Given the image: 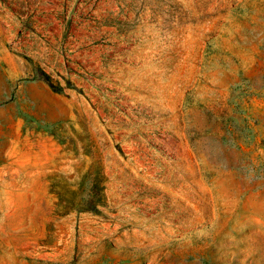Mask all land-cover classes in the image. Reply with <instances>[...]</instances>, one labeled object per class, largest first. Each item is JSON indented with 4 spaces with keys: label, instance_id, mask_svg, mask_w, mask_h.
<instances>
[{
    "label": "rangeland",
    "instance_id": "374dc122",
    "mask_svg": "<svg viewBox=\"0 0 264 264\" xmlns=\"http://www.w3.org/2000/svg\"><path fill=\"white\" fill-rule=\"evenodd\" d=\"M0 264H264V0H0Z\"/></svg>",
    "mask_w": 264,
    "mask_h": 264
}]
</instances>
